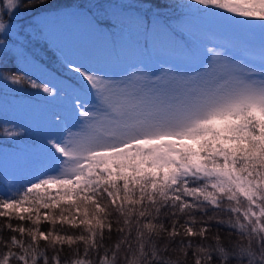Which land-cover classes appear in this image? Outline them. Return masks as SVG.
Here are the masks:
<instances>
[{"label":"snow or ice","instance_id":"obj_1","mask_svg":"<svg viewBox=\"0 0 264 264\" xmlns=\"http://www.w3.org/2000/svg\"><path fill=\"white\" fill-rule=\"evenodd\" d=\"M193 3L201 7L120 5L113 23L93 12L95 5L23 0L33 19L73 17L109 40L113 29L134 37L139 51L159 43L195 58L182 34L189 20L171 23L165 14L187 7L229 31L244 54L210 48L211 58L192 75L175 67L149 77L130 65L115 79L88 55L66 57L72 78H50L55 83L5 74L20 91L27 83L65 99L74 123L54 113L57 131L44 138V159L0 195V217L9 221L0 233H11L0 235V264H264V0ZM21 4L0 3V62L9 41L18 64L31 55L13 22ZM256 32L258 63L247 58ZM111 49L118 57L122 40H111ZM16 135L4 129L5 138ZM13 217L27 226L12 225Z\"/></svg>","mask_w":264,"mask_h":264},{"label":"rangeland","instance_id":"obj_2","mask_svg":"<svg viewBox=\"0 0 264 264\" xmlns=\"http://www.w3.org/2000/svg\"><path fill=\"white\" fill-rule=\"evenodd\" d=\"M117 11L118 9L111 10L110 5L101 11L93 10V12H98L113 23H115L114 16L122 12ZM33 15L34 13H29L22 6L17 9V16L13 20L20 27V34L24 37L26 46L33 45L32 38L37 39L38 44L37 46L33 45L32 50L46 59L41 52L46 51V46L49 44L54 50L55 57L57 56L62 62L66 57L74 58L77 55H88L93 62L97 63V66L109 71L115 79H119L123 74V70L129 68L130 65L140 67L142 72L149 77L161 75L165 68H173L175 70V67H178L186 75H192L206 63V56L209 59L211 58V53L207 51L210 48L230 56L244 54L234 43L232 34L217 26L212 18L209 17L175 16L168 19V22L171 23H176L179 19L184 18L189 20V23L184 26L182 34L184 38L192 42V47H195L198 53L195 58L179 55L159 43L149 52L139 51L134 47V37L124 39L117 29H113L111 40H122L120 54L114 58L111 40L106 35L89 30L82 21L73 17H57L54 15L48 18L36 17L33 19ZM4 19H7V17L5 16ZM126 21L127 19H125V27L129 32L134 33V24L128 27ZM60 34L64 37L61 40L53 42L49 39ZM0 39H3L2 35H0ZM250 39L253 43V50L247 53V58L258 63L255 49L258 48L259 33H254ZM26 50L30 53L27 48ZM0 52H3V50L0 49ZM6 57L14 58L17 62V58L14 55V41H9ZM48 63L52 66L51 68L38 61L36 57L33 59L29 56L23 64H18V67L24 73L31 72L32 76H41L39 81L55 83L54 80L50 79L52 77L67 80L59 77L60 73L54 72V68L60 72H66V70L56 66L53 58ZM69 74L72 76L71 73ZM10 88L20 91L18 86H10ZM0 91L2 124L7 129L12 124L24 128L23 138L28 139V142L24 141L25 143L19 144L24 149L20 147L15 150L0 145V175L5 184L11 185L16 179H29L37 162L44 159L42 151L44 138L57 131L52 123L53 114L60 113L64 117V123L67 125L73 124L74 119L71 116L67 101L59 96L48 97L46 94L39 92L32 101H21L16 96L1 94L4 91L1 83ZM23 91L26 90L23 89ZM28 128L35 130L38 137H36L35 133L32 134V131L28 130ZM30 141L32 143L29 144Z\"/></svg>","mask_w":264,"mask_h":264},{"label":"trees","instance_id":"obj_3","mask_svg":"<svg viewBox=\"0 0 264 264\" xmlns=\"http://www.w3.org/2000/svg\"><path fill=\"white\" fill-rule=\"evenodd\" d=\"M53 2L55 3H70V4H78V5H85V6H92L95 5L97 6L96 8H93V10L95 11H101L107 7H109V5L111 6V10H115L118 9L117 12L119 11H123L119 6L120 5H127V4H138L143 2V0H53ZM154 2H158V0H154ZM0 3H2V1L0 0ZM168 3L172 4V5H192L193 8H197V7H201L199 5H195L193 3V0H168ZM23 6V0H22V4L21 7ZM118 14V13H117ZM166 18L167 20L171 17H175V16H194V17H205L201 14H196V13H192L191 10L187 7H173V8H169L166 9ZM115 17V16H114ZM126 23L128 24L127 26H131V24H133L131 22V20L127 19ZM185 41L187 42L189 48L192 47V42L187 40L186 38H184ZM33 45L38 44L37 39L32 38L31 39ZM27 44L24 43L25 48H27L30 51V57L31 58H35L44 63L45 66L48 67H52L48 61H55L56 66H58L60 69L65 70L64 66H63V62L60 61V59L56 56L55 57V53L54 50L51 46H49V44H47L46 48L47 50L44 52H41L43 54V56H45L46 59H44V57H41V55L37 54L36 52H34L32 50V46H26ZM35 55H34V53ZM48 60V61H47ZM54 72H58V74L60 73L59 77L65 78V79H70L72 78V76L69 73H66L64 71H59L56 68L53 69ZM10 73H18V74H25L24 72L21 71L20 67H18V63L16 62V60L14 58H8L6 57V62H0V83H1V87L4 88V91L1 93L3 95H10V96H16L17 98H20L19 100L21 101H32L35 97H37L39 91L32 89L31 87L28 86L27 83H25L23 85V89H25L26 91H18L16 89L13 90V88H10V86H17L12 84L10 79H5V74H10ZM28 75H31V72L28 73L26 72ZM34 79L39 80V77L41 76H32ZM68 77V78H67ZM77 79H73L72 82L76 83ZM7 86V87H5ZM19 87V86H18ZM1 92V91H0ZM2 119V115H0V145L9 147L11 149H15L18 150V148L21 147V145H19L20 143H25L28 142V139L23 138L24 136V128L22 127H18L12 124V126H10L8 129H12L14 132L18 133V135H16L14 138H5L3 136V132L4 129L6 128L5 125L2 124L3 121H1ZM28 130L32 131V134L35 133L36 137L37 133L35 130H33L32 128H28ZM30 139V138H29ZM25 141V142H24ZM32 143L31 141L29 142V144ZM24 149V147H21ZM25 178V177H23ZM26 179H16L14 180L13 184L8 185L5 184V182L2 180V177L0 175V195H4V194H10L11 191L13 189H15L21 182H23ZM24 206H28V205H24ZM2 210V209H0ZM56 215H59V213L57 212ZM199 218V217H198ZM9 221L5 218V217H0V225H3L5 223H8ZM10 223L12 225H21L24 224L25 226H27V222L24 221H20L18 218L13 217L10 221ZM51 225L47 222H42L41 223V228L42 229H46V228H50ZM57 227H59V224H57ZM65 228H67L68 226L65 225ZM216 229L214 228L213 231H215ZM63 234V233H62ZM107 234V233H106ZM0 235H3L4 237H7L9 235H11V233L8 232L7 229H4L2 233H0ZM19 235V234H17ZM113 237H115V232H113ZM179 239V237L177 238ZM41 243L43 244V241H41ZM75 247V246H73ZM82 248V245H81ZM67 252V246H65V253ZM102 254V253H101ZM64 259V255L62 254L61 256V260Z\"/></svg>","mask_w":264,"mask_h":264}]
</instances>
